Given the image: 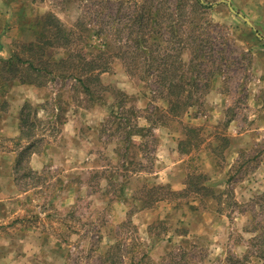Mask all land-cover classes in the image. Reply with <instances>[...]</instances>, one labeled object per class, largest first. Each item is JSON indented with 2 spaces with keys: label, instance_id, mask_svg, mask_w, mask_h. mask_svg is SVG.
<instances>
[{
  "label": "rangeland",
  "instance_id": "374dc122",
  "mask_svg": "<svg viewBox=\"0 0 264 264\" xmlns=\"http://www.w3.org/2000/svg\"><path fill=\"white\" fill-rule=\"evenodd\" d=\"M29 1L32 4L12 7L10 14L13 25L31 22L36 31L35 36L28 34L27 44L18 43L17 50L26 61L37 65L35 52L30 51L33 43L45 47L44 61L48 63L59 59L82 62L79 73L82 71L81 79L90 92L69 76L73 72L68 67L49 66L47 72L53 74L44 72L42 82L54 79V87L58 92L62 90L63 97L74 98L76 107L87 108L105 101L108 148L101 150L104 158L99 162L91 157V169L83 168L84 153L74 157L69 171L68 165H54L41 173L30 170L29 158L25 157L23 170L13 174L16 187L11 188L16 200L10 204V217L2 227V234L9 241L4 254L0 249V258L5 257L3 264H136L143 254L156 264H224L229 256L245 255L250 258L248 264H264V240L259 239L264 233V137L253 140L252 148L240 160L241 168L232 171V181L249 180L247 187L239 189L243 192L240 201H234L232 193L236 187L229 185L215 201L217 216L208 211L213 209L211 206L192 201L178 205L177 213H166L162 224L158 221L138 228L130 219L137 210V199L152 206L156 199L170 195L165 189L146 193L147 183L157 182L155 177L147 182L125 179L127 184L132 182V187L118 184L126 173L120 168L122 160L130 163L136 157L128 148L131 135L138 123L144 125L145 118L150 128L141 138L146 142L138 143L152 167L151 158H155L158 144L153 138L155 133L148 137L152 129L169 124L168 129L177 139L182 126L168 117H185L194 106L190 117L208 116L199 102L204 101L203 93H207L206 86L212 81L229 83L234 88L231 107H236L241 99L238 91L243 86L246 92L263 87L258 100L264 101V40L257 39L256 34L264 39V25L254 26V31L240 17L239 10L231 11L230 0ZM200 1L210 5V9L202 10ZM17 2L20 1L10 0L9 4L15 6ZM149 4L161 10L160 24L149 28L135 24L130 28L139 7ZM50 16L64 24L69 45L58 47L54 27L46 26ZM49 41L53 46L45 45ZM198 54L201 58L196 59ZM89 61L97 69L85 73L83 68L89 69ZM105 66L107 72H101ZM21 75L28 77L27 72ZM174 76L185 87L180 97L185 105L171 111L169 101L176 99L171 93ZM189 93L193 96L190 100ZM48 125L42 127L47 133L43 142L59 140L60 122ZM215 127L224 133L223 124ZM158 136L161 138L162 132ZM190 139L198 142L195 134H190ZM42 144L45 143L36 148ZM179 148L187 151L191 147ZM115 150L124 157L116 158ZM182 197L185 196L177 199ZM187 210L192 213L187 214ZM200 210L203 212L199 214ZM118 245L117 257L111 255L105 261L104 254Z\"/></svg>",
  "mask_w": 264,
  "mask_h": 264
},
{
  "label": "crops",
  "instance_id": "0c3cea01",
  "mask_svg": "<svg viewBox=\"0 0 264 264\" xmlns=\"http://www.w3.org/2000/svg\"><path fill=\"white\" fill-rule=\"evenodd\" d=\"M9 1L0 0V249L2 254L5 247L9 246L8 236L2 234V227L10 217V204L16 200L14 189L11 188L16 187L14 182L16 178L13 174L15 170L19 172L23 170L22 163L25 157L29 158L28 168L33 172L41 173L47 167L54 165L55 168L68 165L67 171H69L75 163L74 157L84 153L86 157L82 161L83 168L86 166L91 169L89 163L91 157L98 158L99 162V159L104 158L101 150L108 148V142L105 140L108 118L104 117L105 101L102 102L103 104L93 103L87 108L76 107L74 98L63 97L62 90L58 92L59 90L54 87V79L42 82L45 74L43 70L38 72L31 70L17 50L18 43H28L29 33L35 36V26L31 22L25 26L13 25L10 17L12 7L16 8L17 5H28L32 2L19 0L20 2L12 6ZM41 1L38 0L36 3ZM228 6L232 12L239 10L240 17L252 29L254 26L264 25V0H230ZM256 34L257 39L264 40L258 33ZM35 46L37 47L33 43L34 48ZM20 59H23V62H19ZM33 64L37 66L34 61ZM256 66L255 69L258 68V65ZM23 72H27L28 77L22 76ZM260 88L254 87L252 92H246V87L243 86L238 91L241 99L236 103V107H231L230 94L234 88L230 87L229 83L214 84L213 81L209 83L205 89L207 93H203L204 101L199 102L208 112V116L190 117L194 112V106L189 108L185 117H172L173 119L168 117L169 121L182 126L180 138L177 139L168 129L169 124H162L161 129L153 128V131L148 133V137L155 133L153 138H157L156 142L158 141L157 151L154 152L155 158H151L152 167L149 166L148 155L144 158L140 151L141 145L146 142L141 141V138L145 137L146 128H150L147 127L149 120L145 118L144 125L137 124L128 145L130 154H135L136 157L131 158L130 163L122 160V165L119 167L125 169L126 173L122 178L124 183L119 181L118 184L132 187V182L127 184L124 180L134 178V182H138L139 179L155 180L152 179L155 177L157 182L147 183L146 193L165 189L170 197L156 199L152 206L144 204L142 201L146 200L142 198L137 199V210L130 216L134 226L138 228L152 226L158 221L162 224L166 213H177L178 205L192 201L211 206L213 209L208 211L217 216L215 201L218 195L224 194L223 191L229 185L232 188L236 187L232 193L234 201H240L243 192L242 190L239 192V189L247 187L249 180L232 181L235 174L232 171L241 168L240 160H244L243 155L252 148L253 140L264 137V101L258 100L261 98ZM57 121L61 126L60 139L43 142L47 133H43L42 127L48 124L47 127H50ZM219 124H223L224 133L215 127ZM159 131L162 132L161 138L158 136ZM190 134H195L198 138L197 143L191 141ZM139 141L142 144L138 143ZM222 141L225 147H222ZM41 142L45 144L37 149V145ZM178 144L188 145L191 148L184 151ZM139 154L141 157H138ZM113 155L120 158L121 153L115 150ZM123 157L124 155L121 156ZM245 162L248 160L243 161V164ZM17 163L19 166L16 167ZM154 165L157 171H154ZM194 177H203V184L211 187L210 196L206 197L189 190L188 183ZM182 194L185 197L177 199ZM185 212L192 213L189 210ZM201 212L203 210L198 211L199 214ZM3 262H5L4 256L0 258V264Z\"/></svg>",
  "mask_w": 264,
  "mask_h": 264
},
{
  "label": "trees",
  "instance_id": "16d2710c",
  "mask_svg": "<svg viewBox=\"0 0 264 264\" xmlns=\"http://www.w3.org/2000/svg\"><path fill=\"white\" fill-rule=\"evenodd\" d=\"M199 6L202 10H205V11L210 9V6L206 5L205 3H202L201 1L199 2ZM139 10L140 11L132 19L133 24L131 25L130 28L133 29L135 24L141 25L142 27L146 26L148 28H149V26L151 27L152 25H159L160 24L158 19L161 17V14H160L161 10H159L158 8H155L154 4H152V5L149 4L148 6H146L144 8L139 7ZM189 22H190V24L193 23V21H190V20H189ZM50 25H52L54 27V30H55L54 34L59 39L60 44L58 47H65L71 43L70 38H69L70 36H69V34H66L67 30H66L64 24L61 23V21L59 19H57L56 17L50 16L48 18V20H46V26H50ZM170 27H172V26H170ZM201 30H202V26H201ZM118 32H120V30H118ZM145 35L146 34H144L143 39H145ZM197 40H198V38L195 39V42H197ZM45 45L46 46L47 45L53 46V43L49 41V42H46ZM35 48L30 46V51H31V53L35 52L34 56H36V57L34 59L39 62L38 63L39 65L35 66L31 60L27 61L31 70H34L37 72L39 70H43V72H47L48 67L52 66V65H57L58 67H68L73 72V73L69 74V76L72 79L77 80L81 84H84L86 90L88 92H90V89L85 85L84 79H81L82 71L79 73V69L81 70L80 65L82 64V62L71 61L69 59H59L55 63H48V62L44 61V56L46 55V49H44L45 47H36L35 46ZM195 58L199 59V58H201V56L198 54V55H195ZM79 59L85 60V58H82V57ZM19 62H23V59L22 60L20 59ZM24 62H26V61L24 60ZM91 62H93V61L88 62L89 63L88 65H90V67L87 66V67H89L88 70L86 68H83V70H85L84 71L85 73L86 72L87 73L95 72V70L97 69V67H95V65H93V63H91ZM107 69L108 68H106V66H105L101 70V72H107ZM74 72H78V73H74ZM163 72H167V71L163 70ZM47 74L51 75V74H53V72L50 71V72H47ZM176 79H177V76H174V78L172 80V85H171V87H172L171 93H172V95L176 96V99L174 101L173 100L169 101L171 111L175 110V108L178 107V105L182 104L180 97L183 94V92L186 91L183 83L177 82ZM192 97H193L192 93L191 94L189 93V97L187 99L190 100ZM182 105H185V103H183ZM188 106L189 105L187 104L186 107H188ZM202 181H203V177L191 178L190 182L188 183L189 190H191L192 192L198 193V194H204L205 196H210L211 195V187L204 185ZM182 195H180V196H182ZM259 239H261L262 241L264 240V233L261 234V237ZM262 245L264 246V241H263ZM116 248H119V245L113 247L112 249H110V251H108L107 253L104 254L105 261L108 262L111 255H113L114 257H117L116 256L117 254L115 253ZM249 261H250V258L247 255L242 256V257L229 256L226 259V261L224 262V264H248ZM136 264H156V263H153L149 256H147L146 254H143Z\"/></svg>",
  "mask_w": 264,
  "mask_h": 264
}]
</instances>
